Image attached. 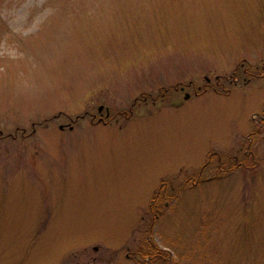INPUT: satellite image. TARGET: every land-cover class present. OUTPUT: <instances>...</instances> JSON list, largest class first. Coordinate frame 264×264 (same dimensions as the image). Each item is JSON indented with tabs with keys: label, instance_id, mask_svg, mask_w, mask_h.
<instances>
[{
	"label": "rangeland",
	"instance_id": "rangeland-1",
	"mask_svg": "<svg viewBox=\"0 0 264 264\" xmlns=\"http://www.w3.org/2000/svg\"><path fill=\"white\" fill-rule=\"evenodd\" d=\"M0 132V264H250L264 0H0Z\"/></svg>",
	"mask_w": 264,
	"mask_h": 264
},
{
	"label": "trees",
	"instance_id": "trees-1",
	"mask_svg": "<svg viewBox=\"0 0 264 264\" xmlns=\"http://www.w3.org/2000/svg\"><path fill=\"white\" fill-rule=\"evenodd\" d=\"M216 154H218V153H216ZM219 156H221V155H219ZM252 156H254V154H252L251 157ZM210 160H211V157L209 158V156H208V159L206 161V165L203 168V171L202 172H204V169L207 167L208 164H210ZM220 164L221 165L219 166V170L221 171L220 172L221 176L220 175H217L216 176L214 174V175L211 176L210 180L211 179H214V178H224L226 175H229L230 173L236 172V171H238L241 168H245V169H247V167L248 168H251V169L252 168L253 169L256 168V166H251L252 164H251V160H250V155H248V154H247V157L245 159H243V160H236L235 162H232V164L230 162L229 163H226V162L225 163H222V160H221ZM248 165H250V166H248ZM198 178H200V176ZM206 180H208V179H206ZM196 181H197L196 183H200L201 182L199 180H196ZM161 193H162V191H161ZM156 198L158 200L161 199V197L159 195H157ZM158 200L154 199L153 201H155L154 203H156ZM263 242H264V239H263ZM262 246H263V248H262V254H261V252L257 253L256 256L253 258V262L250 263V264H264V244L263 243H262ZM141 253L146 258L149 257L152 260H156L158 258H162L161 255L164 252H162L158 246H156L155 244H153V242H151V243H149V245H147V246H145L143 248V250L141 251Z\"/></svg>",
	"mask_w": 264,
	"mask_h": 264
},
{
	"label": "flooded vegetation",
	"instance_id": "flooded-vegetation-1",
	"mask_svg": "<svg viewBox=\"0 0 264 264\" xmlns=\"http://www.w3.org/2000/svg\"><path fill=\"white\" fill-rule=\"evenodd\" d=\"M176 89H180L181 91H185V89H186V87L185 86H182V87H176ZM189 94H187V96H188ZM186 97V96H185ZM145 100H147V99H145ZM138 100L136 99L135 100V103L137 102ZM134 103V104H135ZM100 107H102V108H100ZM99 108H98V111H99V115H97V114H92V122L94 123L95 122V120L97 119L98 120V123H104V124H107L108 122H109V120H110V118H112L111 117V112H110V110L109 109H107L106 110V114H105V117H103V114H102V112H103V110H104V107L103 106H100ZM87 116V114H85V115H83V116H81V118L82 119H84L85 117ZM80 119V117H77V120H79ZM77 120H75V121H77ZM61 128H63V127H61ZM71 128H73V126H71ZM1 133L2 132H0V135H1Z\"/></svg>",
	"mask_w": 264,
	"mask_h": 264
},
{
	"label": "water",
	"instance_id": "water-1",
	"mask_svg": "<svg viewBox=\"0 0 264 264\" xmlns=\"http://www.w3.org/2000/svg\"><path fill=\"white\" fill-rule=\"evenodd\" d=\"M100 108H102V107H100Z\"/></svg>",
	"mask_w": 264,
	"mask_h": 264
}]
</instances>
